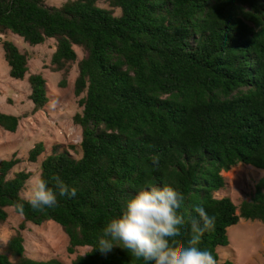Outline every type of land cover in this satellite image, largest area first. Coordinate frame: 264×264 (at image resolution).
I'll list each match as a JSON object with an SVG mask.
<instances>
[{
  "label": "trees",
  "instance_id": "trees-1",
  "mask_svg": "<svg viewBox=\"0 0 264 264\" xmlns=\"http://www.w3.org/2000/svg\"><path fill=\"white\" fill-rule=\"evenodd\" d=\"M6 32L30 46L54 39L51 63L65 75L76 62L74 47L84 56L74 81L81 97L82 111L73 116L81 129V157L70 153H78L74 145H56L40 165L50 187L59 175L76 196L57 195L58 206L43 212L25 203L20 215L14 205L31 173L11 177L20 160L0 161V224L9 208L23 218L0 251V264H64L25 256L26 224L48 221L68 237L69 255L89 249L71 264H143L121 247L93 249L128 199L165 184L184 194L180 212L186 221L197 215L195 206L215 216V229L200 247L218 264H232L218 256V248L229 244L228 229L240 219L264 223V176L238 207L229 197H215L226 185L223 172L238 165L264 171V0H68L61 7L0 0V34ZM2 49L9 77L22 81L27 54L8 40ZM28 84L38 112L49 103L46 80L32 74ZM18 122L0 112L4 131L14 133ZM44 152L37 143L27 160L36 163ZM153 156L160 159L158 168ZM175 239L187 245L190 233L185 229Z\"/></svg>",
  "mask_w": 264,
  "mask_h": 264
},
{
  "label": "rangeland",
  "instance_id": "rangeland-1",
  "mask_svg": "<svg viewBox=\"0 0 264 264\" xmlns=\"http://www.w3.org/2000/svg\"><path fill=\"white\" fill-rule=\"evenodd\" d=\"M66 1L68 0H44V3L49 7H61ZM98 5L110 9L103 2H99ZM114 12L115 15H120L119 10ZM4 40L13 42L28 56V73L22 81L9 77V67L4 60L2 49ZM55 48L54 39H48L41 45L30 46L10 32L0 34V112L19 118L14 133L0 128V161L12 157L20 160L11 171V177L20 171L31 173V176L40 174L41 162L56 145L64 148L74 145L78 153L74 154L72 151L70 153L76 158L81 157L79 149L81 129L73 123V116L82 111L79 105L81 97L74 94V81L78 75L77 62L83 58L84 53L81 48L74 47L76 62L69 65L68 73L65 75L63 71H54L51 63ZM32 74L42 75L47 85L49 103L38 112H33V104L29 100L28 77ZM63 79L65 85L62 87L60 83ZM40 142L44 144L45 152L38 157L36 163H30L27 160L28 153ZM222 175L226 185L215 197H229L238 207L242 201L251 198L254 186L264 176V171L238 165L228 172H223ZM7 212L8 219L0 224V251H5L7 241L17 232L23 220L13 209L9 208ZM228 231V246L218 248L221 262L264 264V223L240 219ZM21 233L24 238L25 256L31 259L40 261L58 259L64 264H71L76 256L84 255L89 250L78 248L76 253L69 255L68 237L61 227L52 221L39 226L27 223L26 229Z\"/></svg>",
  "mask_w": 264,
  "mask_h": 264
},
{
  "label": "clouds",
  "instance_id": "clouds-1",
  "mask_svg": "<svg viewBox=\"0 0 264 264\" xmlns=\"http://www.w3.org/2000/svg\"><path fill=\"white\" fill-rule=\"evenodd\" d=\"M152 165L159 167L158 156L152 157ZM51 180L54 187L40 174L30 176L14 205L20 215L24 214L25 203L43 212L58 206L57 195L76 196L77 189L70 188L59 175ZM184 201L181 191L166 184L141 189L126 201L121 214L103 227L93 250L108 253L113 247H121L143 264H218L210 250L200 247L205 234L215 229V216L195 206L197 215L186 221L180 212ZM185 229L190 233L187 245L175 239Z\"/></svg>",
  "mask_w": 264,
  "mask_h": 264
},
{
  "label": "bare ground",
  "instance_id": "bare-ground-1",
  "mask_svg": "<svg viewBox=\"0 0 264 264\" xmlns=\"http://www.w3.org/2000/svg\"><path fill=\"white\" fill-rule=\"evenodd\" d=\"M229 231H230V230H229ZM229 231H228V232H229Z\"/></svg>",
  "mask_w": 264,
  "mask_h": 264
}]
</instances>
